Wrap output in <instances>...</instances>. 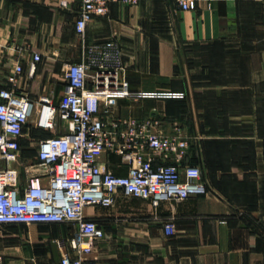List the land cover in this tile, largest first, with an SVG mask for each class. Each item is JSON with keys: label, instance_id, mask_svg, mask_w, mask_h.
<instances>
[{"label": "crops", "instance_id": "crops-1", "mask_svg": "<svg viewBox=\"0 0 264 264\" xmlns=\"http://www.w3.org/2000/svg\"><path fill=\"white\" fill-rule=\"evenodd\" d=\"M80 7L81 0H0V84L21 64L20 93L58 103L69 90V64L82 58ZM87 40L121 44L133 89L186 93L184 100H121L115 112L155 114L167 134L179 125L191 141L183 165H198L209 191L159 207L121 193L115 207L86 209L105 231L99 264H264V0H213L189 11L175 0L115 3L89 24ZM34 53L42 60L31 77ZM27 143L25 134L23 155L35 158L39 145L30 156ZM99 161L129 173L116 154ZM75 231L58 223L0 225V254L5 264H60ZM53 246L56 261L39 255Z\"/></svg>", "mask_w": 264, "mask_h": 264}, {"label": "built area", "instance_id": "built-area-1", "mask_svg": "<svg viewBox=\"0 0 264 264\" xmlns=\"http://www.w3.org/2000/svg\"><path fill=\"white\" fill-rule=\"evenodd\" d=\"M143 0H81L76 33L82 42L80 62L69 64V90L56 103L51 96L35 102L17 88L24 68L18 64L0 84V225L70 224L76 227L68 240L71 252L60 264H99L96 250L105 237L104 228L86 216L88 208H112L119 194L151 201L183 202L208 194L198 165L185 164L191 141L179 125L163 130V120L121 117L115 109L121 100H169L186 98L181 91H138L126 78V62L116 40L90 43L87 29L95 17L109 15L118 3L137 6ZM213 0H175L183 11ZM34 53L29 64L33 77L41 62ZM66 132L44 138L35 158L23 155L27 127L57 130V118ZM62 132V128L58 129ZM113 153L129 166L117 175L100 164L99 157ZM168 234L176 226L167 222ZM0 264H5L0 254Z\"/></svg>", "mask_w": 264, "mask_h": 264}, {"label": "rangeland", "instance_id": "rangeland-1", "mask_svg": "<svg viewBox=\"0 0 264 264\" xmlns=\"http://www.w3.org/2000/svg\"><path fill=\"white\" fill-rule=\"evenodd\" d=\"M56 125L59 128H62V132H59V130H42V129H37L35 126L30 124L27 127L26 130V140L28 141L27 147L28 149L26 150L28 153L27 155L32 156L34 151L38 148V145L40 141L44 138H47L49 136H53L56 134H63L66 132V127H65V122L61 120L60 117L57 118ZM28 158V157H27ZM32 158V157H29ZM39 255H45L47 256L51 261H56L58 258V251L57 248L50 247L42 252H39Z\"/></svg>", "mask_w": 264, "mask_h": 264}, {"label": "trees", "instance_id": "trees-1", "mask_svg": "<svg viewBox=\"0 0 264 264\" xmlns=\"http://www.w3.org/2000/svg\"><path fill=\"white\" fill-rule=\"evenodd\" d=\"M184 100V99H183ZM50 137V136H49Z\"/></svg>", "mask_w": 264, "mask_h": 264}]
</instances>
